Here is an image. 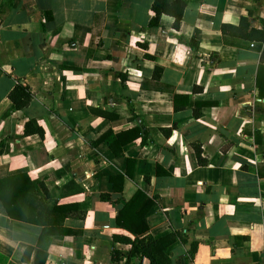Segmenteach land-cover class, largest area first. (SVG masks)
I'll return each instance as SVG.
<instances>
[{
  "label": "crops",
  "instance_id": "0c3cea01",
  "mask_svg": "<svg viewBox=\"0 0 264 264\" xmlns=\"http://www.w3.org/2000/svg\"><path fill=\"white\" fill-rule=\"evenodd\" d=\"M152 2L0 0V178L69 207L39 246L0 202V264H123L137 191L168 264H264V0H186L177 29Z\"/></svg>",
  "mask_w": 264,
  "mask_h": 264
},
{
  "label": "trees",
  "instance_id": "16d2710c",
  "mask_svg": "<svg viewBox=\"0 0 264 264\" xmlns=\"http://www.w3.org/2000/svg\"><path fill=\"white\" fill-rule=\"evenodd\" d=\"M185 5L186 0H153L151 5L153 16L150 18L148 26L158 27L160 17L164 14L173 17L172 26L177 29ZM222 31L223 34L226 31L224 26ZM256 48L259 49L260 47L257 46ZM263 58L264 54L261 53L259 70L262 69ZM9 98L12 101V109H21L30 100V95L23 86L19 85L10 92ZM24 133L41 134V129L33 121H29L24 126ZM199 162L202 163L203 161L199 160ZM0 202L10 218L42 227L38 242L39 246L48 243V236L65 233V230L61 227L62 221L69 213V207L63 205L49 210L26 174L0 178ZM151 204V199L144 197L137 191L118 211L117 223L119 226L134 234L132 238L116 234L112 236L113 242L128 243L130 245L129 250L123 257V264H139L136 260L141 261L142 258H145L148 264H168L169 262L166 251L174 240V236L167 234L154 238L150 234H145L147 226L144 216ZM29 251L30 248H27L24 253L25 256ZM112 257L113 260L117 261L121 258L116 250L112 251ZM25 259L27 258L25 257Z\"/></svg>",
  "mask_w": 264,
  "mask_h": 264
},
{
  "label": "clouds",
  "instance_id": "9594fccd",
  "mask_svg": "<svg viewBox=\"0 0 264 264\" xmlns=\"http://www.w3.org/2000/svg\"><path fill=\"white\" fill-rule=\"evenodd\" d=\"M225 19H228V17H225ZM235 21H233V23H234Z\"/></svg>",
  "mask_w": 264,
  "mask_h": 264
}]
</instances>
